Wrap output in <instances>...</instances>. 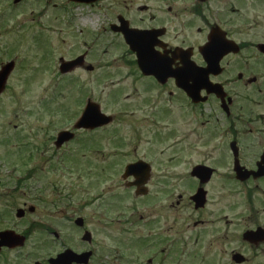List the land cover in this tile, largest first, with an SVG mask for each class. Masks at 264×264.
Segmentation results:
<instances>
[{
  "label": "flooded vegetation",
  "instance_id": "obj_1",
  "mask_svg": "<svg viewBox=\"0 0 264 264\" xmlns=\"http://www.w3.org/2000/svg\"><path fill=\"white\" fill-rule=\"evenodd\" d=\"M82 6L102 14L98 36L110 34L102 38V52L116 48L133 78L127 91L119 84L103 91L122 98L120 114L140 107L154 122L155 113L168 110L163 98L171 102L173 123L188 125L191 139L179 141L181 173L172 180L167 170L154 169L145 152L120 171L114 153L104 160L100 147L93 148L89 161L98 162L90 168L85 153L79 157L85 162L76 163L71 150L59 151L66 144L56 152L16 155L24 211L5 217L0 231L12 230L24 240L1 246L0 264L9 263L8 252L22 254L24 264H51L65 251L70 253L61 264H264V0H0V70L13 62L0 94L19 64L26 68L36 52L41 60L57 58L54 72L60 74L58 64L78 55L81 63L65 74L88 67L94 43L84 42L77 52L76 44L65 45L60 35L53 41L49 33L58 24L53 15ZM21 44L27 54H20ZM147 50L152 67L139 59ZM175 132L184 135L178 127ZM89 175L101 180L102 193L76 198L86 190L81 185L76 192L74 183H89ZM3 176L0 206L8 208ZM124 192L134 193L132 205L124 206ZM39 202L55 209L37 213ZM84 232L89 240L82 239ZM82 252H89L86 262L78 256Z\"/></svg>",
  "mask_w": 264,
  "mask_h": 264
},
{
  "label": "rangeland",
  "instance_id": "obj_2",
  "mask_svg": "<svg viewBox=\"0 0 264 264\" xmlns=\"http://www.w3.org/2000/svg\"><path fill=\"white\" fill-rule=\"evenodd\" d=\"M51 12L52 15L55 13ZM57 14V19H55V15H53V19L58 24L53 23L49 30L53 41L60 35V41L63 39L65 45L76 44L77 52L84 42L94 43L92 51L86 57L85 64L90 63L95 66L90 71L78 67L73 73H63L62 75L54 72L57 58H55L56 60L48 58L41 60L40 53L36 52L34 55L37 59H30L26 68H21L22 64H19L11 76L5 92L0 94V164L2 165L0 173L5 175L2 179L10 189L5 199H8L10 207L0 206V227L5 217L10 220L12 217L16 218V209L21 207L22 203L20 190L18 188L13 190L15 171L11 170L15 164L16 155L27 156L34 149L37 150V153L51 152L53 145L50 146V139L55 136L59 128L70 125L80 110L78 106L82 98L89 89L92 92L93 100L99 102L102 110L106 113L115 112L113 116L116 118L107 128H99L95 133L80 135L76 141L68 145L67 150H74L71 156L73 162H85L83 157L86 156L89 168L92 167L93 161L96 163L98 159L94 158L92 162L89 161L93 152L91 148L100 147L105 156L102 158L104 160L114 153L112 157L115 159V166L121 171L125 162L133 157H141L138 154L145 152L144 156L152 161L154 169L167 170L171 179L175 181L176 177L173 176L181 173L178 161L179 141L183 137L191 139L188 136L186 123L180 124L177 121H175L176 124L173 123L174 114L169 113L171 102L162 98L161 106L167 107L168 110L162 108L161 114L155 113L156 118L153 122L149 121L146 116L149 114V110H143V112L140 107L133 109L132 115L120 114V110H123L122 98L119 97L116 101L108 98V95H104V89L112 84H119L123 91H127V83L133 82V78L124 71L123 62H121L120 54L116 48L102 52L103 48L100 46L105 42L102 38L105 34H109L103 31L101 37L98 36L100 28L105 24L102 14L98 11H95V14L88 13L84 6L70 8V10L60 11ZM44 17L41 15L39 20H44ZM39 20L37 21L39 22ZM64 20H69L70 25L64 24ZM15 38L24 40L21 35L15 36ZM112 38L114 39V37ZM25 47L22 44L19 46L20 54H27ZM177 127L184 130L182 138L175 132ZM38 150L43 151L39 152ZM82 153L85 155L79 159ZM81 185H85V195L79 192L76 194V198L85 196L88 200V198H96L102 193L101 180L97 181L93 175H89V183L85 178L79 180L78 185L74 183V190L79 191ZM177 192L178 188H176ZM133 195L134 193L131 194V192L123 193L122 201L125 207L132 205ZM76 198L74 203L77 204ZM38 206L37 213L55 209V206L48 202H39ZM94 208L96 207H90V209ZM90 209L85 210L89 212ZM4 211L5 214L2 216ZM99 228L100 226H95L94 231L97 234V240L102 241L105 238ZM115 230L113 233H116ZM112 244H119L118 240L113 241ZM6 256H8L5 259L9 262L8 264L25 263L21 259L22 254H18V257L15 258L13 253L8 252Z\"/></svg>",
  "mask_w": 264,
  "mask_h": 264
},
{
  "label": "water",
  "instance_id": "obj_3",
  "mask_svg": "<svg viewBox=\"0 0 264 264\" xmlns=\"http://www.w3.org/2000/svg\"><path fill=\"white\" fill-rule=\"evenodd\" d=\"M82 57H78L75 60L69 62V63H63L62 68L63 69H69L75 65L76 61H80ZM139 59L145 63L146 67H152L151 66V60H153V56L149 50L147 51H141L139 55ZM11 63L3 66V69L0 71V91L2 90V87L5 83L6 76L11 70ZM155 68V65H154ZM111 120V116H105L100 112L99 106L97 104H94L92 102L87 104L85 112L80 116L79 120L75 124L76 127H83V128H96L98 125L107 124ZM73 134L67 130L62 131L57 136L56 144L60 145L64 141L72 138ZM130 172V170H128ZM127 174V173H126ZM22 211L19 210V214H21ZM22 238H19L18 236H14L12 232L6 231V232H0V246L1 245H8V246H14L17 245V243H21ZM54 263H57V259L52 260Z\"/></svg>",
  "mask_w": 264,
  "mask_h": 264
}]
</instances>
